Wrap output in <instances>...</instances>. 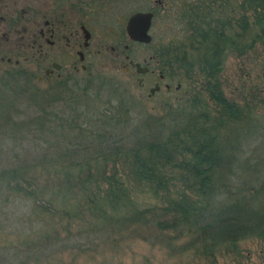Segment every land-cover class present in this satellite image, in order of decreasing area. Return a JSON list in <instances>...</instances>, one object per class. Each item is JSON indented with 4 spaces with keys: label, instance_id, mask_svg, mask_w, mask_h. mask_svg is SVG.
Instances as JSON below:
<instances>
[{
    "label": "trees",
    "instance_id": "obj_1",
    "mask_svg": "<svg viewBox=\"0 0 264 264\" xmlns=\"http://www.w3.org/2000/svg\"><path fill=\"white\" fill-rule=\"evenodd\" d=\"M166 2L171 37L154 53L157 68L166 80L197 84L219 111L201 113L195 95L178 114L136 121L127 88L117 92L111 77H66L38 92L35 76L4 73L0 264H39L136 236L167 247L184 237L173 252L215 264L224 246L264 241L256 203L264 157L254 152L264 121L225 98L219 77L227 51L264 53V0ZM22 100L31 113H19Z\"/></svg>",
    "mask_w": 264,
    "mask_h": 264
},
{
    "label": "rangeland",
    "instance_id": "obj_2",
    "mask_svg": "<svg viewBox=\"0 0 264 264\" xmlns=\"http://www.w3.org/2000/svg\"><path fill=\"white\" fill-rule=\"evenodd\" d=\"M82 2L83 13L81 7L77 6H81ZM148 9L158 14L157 19L151 22L149 29L153 40L149 44L127 42L124 37L126 36L124 23L127 17L137 10ZM53 11L57 12V18L60 19L58 16L60 15L61 18L69 21L73 34L62 31L51 47L43 39L34 42L33 40L37 38V29L46 27L44 21L50 22L55 19ZM169 11L170 6L166 0H0V58L9 57L12 60L8 64L0 60V90L4 92V94L0 93V97L5 98L8 91V87L1 82V79L6 77L4 73L14 70H22L29 76H35L32 85L38 92L49 91V84L44 79L39 80L43 65L54 60L64 65L62 75L66 76L71 70L72 63L79 68L81 62L77 60L75 50H82L85 70L82 72L78 69L71 79L76 78L80 81L85 77H96V75L111 77L120 86L117 92H124L125 87L127 88L129 100L132 103L128 114L133 120L178 114L179 110L184 108L185 102L190 103L195 95L198 111L218 112L219 110L214 107L211 99L204 92L195 91L197 84L186 83L187 81L177 83L175 79L166 80L171 84L170 91L163 87L152 98H147V89L148 87L152 89V83L150 84L144 78L145 87L138 89L136 78L140 72L134 68L128 69L123 53H120L124 50L122 45L129 44L133 59L140 64L139 70L143 68V60L149 62L150 69L156 67L154 60L149 61L148 57L154 56L159 45L171 37ZM80 23H85L90 31L88 43L84 48H79L83 42L78 28ZM65 38L69 41L67 42ZM40 43L41 52H43L41 56L37 47ZM109 47H113L115 51H111ZM263 54L260 46L256 47L255 51H249L238 57L227 51L219 73L224 97L234 101L241 109L255 115L262 122L264 121V72H262L264 69L261 70ZM13 60H16L19 66L13 64ZM103 92L108 94V89L105 87ZM18 108L21 114L31 113L33 109L25 101ZM261 136L257 137L254 150L260 158L264 157V136ZM258 174L264 182V169ZM252 176L251 173L243 172L242 174L244 179L252 178ZM46 177L40 174L39 182L44 183ZM257 196L256 203L264 207V188ZM139 237L115 244L105 243L89 252L80 253L67 249L49 256L39 264H209L193 251L177 253L171 250V246H178L184 237L171 242L170 247L161 242L150 244L148 240L144 241ZM261 251H264L262 239L246 238L234 245L218 249L214 263L261 264Z\"/></svg>",
    "mask_w": 264,
    "mask_h": 264
},
{
    "label": "flooded vegetation",
    "instance_id": "obj_3",
    "mask_svg": "<svg viewBox=\"0 0 264 264\" xmlns=\"http://www.w3.org/2000/svg\"><path fill=\"white\" fill-rule=\"evenodd\" d=\"M77 6L81 7L82 13H83L84 12L83 2H82L81 6L80 5H77ZM53 13L55 15L54 16L55 19L50 21V22L44 21V25L46 27L45 28L39 27L37 29L38 30L37 31V38L35 40H33L34 42H36L37 40L39 41L40 39H43V41L49 47H51V45H54L55 39L57 38L58 35H60L62 33V31L68 32L69 34H73V30H72L73 28H72L71 24L69 23V21L64 20L63 18H61L60 15H58L60 17V19L57 18V12L55 13V11H53ZM81 27L85 28L89 32V37H90L89 28L86 27L85 23H80L78 25V28L82 34ZM124 28H125V26H124ZM124 34H125V31H124ZM81 37L83 39V35ZM89 37L86 40L83 39V42L79 48H84L87 45ZM124 37H125V40L127 42L128 41L132 42L131 40L127 39V37L125 35H124ZM65 40L67 42L69 41L68 38L67 39L65 38ZM67 42H66V45H67ZM37 47H38L39 55L41 56V54H43V52H41V43L39 45H37ZM122 48L124 50L121 51L120 53H123V59H125V62L127 63L128 69L129 68L136 69V64H138V65H140V64L136 60L133 59V56L131 55V52H130L129 44L128 45L123 44ZM109 49L113 52L115 51L113 49V47H109ZM75 55L77 56V60L79 62H81L79 65V68L74 63H72V65L70 66L71 70L69 72H67L66 76H63L62 72L64 71V65L62 66L61 64L52 60V61H49V63H47V65L46 64L43 65L42 71L40 72V75L42 74V76L39 77V80L44 79V81L47 84L51 85V84H53V82L59 81V80L60 81L64 80V78H66V77L72 78L74 76V72H77L78 69H80L83 72L85 70V67L83 65V62H84L83 61V59H84L83 51L82 50H75ZM148 58H149V61H150V59L154 60V64L156 65V67H154L153 69H150L149 68V62H146V60L145 61L143 60V68L144 69L138 70L140 73L137 74L136 80H137V87L140 90L145 87L146 80H148V82L150 84L152 83L153 87L155 85L158 86V89L153 90L154 91L153 93H150V91H149L150 87H148L147 98H152V96L154 94L160 92L161 88H163V87L165 90L170 91L169 87L171 84H170V82L166 81L161 70L159 68H157V60L154 58V56L152 55ZM0 60L5 61V63H7V64L12 61L9 57L8 58L1 57ZM13 64H15L16 66H19V64L16 60H13ZM144 78L146 80H143ZM176 87L177 86H175V88ZM262 242L264 244L263 240H262ZM260 258L262 261L261 264H264V251H261Z\"/></svg>",
    "mask_w": 264,
    "mask_h": 264
},
{
    "label": "water",
    "instance_id": "obj_4",
    "mask_svg": "<svg viewBox=\"0 0 264 264\" xmlns=\"http://www.w3.org/2000/svg\"><path fill=\"white\" fill-rule=\"evenodd\" d=\"M153 12L151 10L141 11L137 10L129 14L127 20L124 24L125 26V34L131 41L136 43L148 44L151 40V36L149 34V29L151 27V22L153 19ZM83 39H87L89 37V32L82 28ZM136 69H138V64H136ZM144 69V68H142ZM158 86L155 85L152 89H149L150 93H153V90H157Z\"/></svg>",
    "mask_w": 264,
    "mask_h": 264
}]
</instances>
